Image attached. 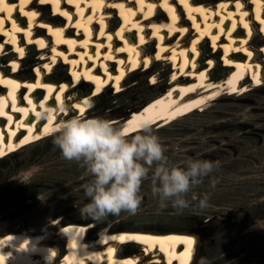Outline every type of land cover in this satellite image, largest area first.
Listing matches in <instances>:
<instances>
[{"label": "bare ground", "instance_id": "bare-ground-1", "mask_svg": "<svg viewBox=\"0 0 264 264\" xmlns=\"http://www.w3.org/2000/svg\"><path fill=\"white\" fill-rule=\"evenodd\" d=\"M29 49L46 55L27 71ZM15 52L0 63V158L73 116L99 117L100 95L160 61L173 87L110 121L153 125L263 81L264 0H0V56ZM80 220L0 231V264H193L209 234L108 223L91 235Z\"/></svg>", "mask_w": 264, "mask_h": 264}, {"label": "rangeland", "instance_id": "rangeland-1", "mask_svg": "<svg viewBox=\"0 0 264 264\" xmlns=\"http://www.w3.org/2000/svg\"><path fill=\"white\" fill-rule=\"evenodd\" d=\"M12 48L7 47L4 53ZM13 54L16 52L1 55L0 63H6ZM45 55V50H27L22 69H36L45 60L39 58ZM174 69L160 61L149 70L137 71L124 81L121 92L110 87L100 95L93 112L107 120L126 118L128 111L153 102L165 93L164 89L173 87L171 84L177 81ZM114 125L124 127L123 122ZM153 131L170 163L181 166L192 159L220 161L221 166L192 190L201 196L210 194L207 208L200 209L194 202L182 211L170 205L158 210V200L145 181L136 215L122 212L102 223L85 217L80 211L87 203L82 186L89 177L75 161L62 157L48 135L0 158V231L41 229L60 217L65 222L82 219L91 223V235L108 223L121 227L205 229L208 238L199 242L193 264L255 263L263 258L264 80L243 91L226 93L193 112L163 119L153 124ZM212 177L218 181L215 187H210ZM53 227L57 232L58 227Z\"/></svg>", "mask_w": 264, "mask_h": 264}, {"label": "clouds", "instance_id": "clouds-1", "mask_svg": "<svg viewBox=\"0 0 264 264\" xmlns=\"http://www.w3.org/2000/svg\"><path fill=\"white\" fill-rule=\"evenodd\" d=\"M47 131L62 157L75 161L89 177L82 186L87 203L80 211L85 217L102 223L122 212L136 215L145 181L158 200V210L170 205L182 211L194 202L200 209L208 207L210 194L201 196L192 190L221 166L220 161L192 159L181 166L170 163L150 120H142L129 130L101 117L77 115ZM217 183L212 177L210 187Z\"/></svg>", "mask_w": 264, "mask_h": 264}, {"label": "flooded vegetation", "instance_id": "flooded-vegetation-1", "mask_svg": "<svg viewBox=\"0 0 264 264\" xmlns=\"http://www.w3.org/2000/svg\"><path fill=\"white\" fill-rule=\"evenodd\" d=\"M255 264H264V257L261 259H258L257 262H255Z\"/></svg>", "mask_w": 264, "mask_h": 264}, {"label": "water", "instance_id": "water-1", "mask_svg": "<svg viewBox=\"0 0 264 264\" xmlns=\"http://www.w3.org/2000/svg\"><path fill=\"white\" fill-rule=\"evenodd\" d=\"M128 113V112H127Z\"/></svg>", "mask_w": 264, "mask_h": 264}]
</instances>
